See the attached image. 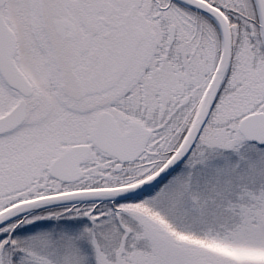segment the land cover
<instances>
[{
	"label": "snow or ice",
	"instance_id": "obj_1",
	"mask_svg": "<svg viewBox=\"0 0 264 264\" xmlns=\"http://www.w3.org/2000/svg\"><path fill=\"white\" fill-rule=\"evenodd\" d=\"M0 264H264V0H0Z\"/></svg>",
	"mask_w": 264,
	"mask_h": 264
}]
</instances>
